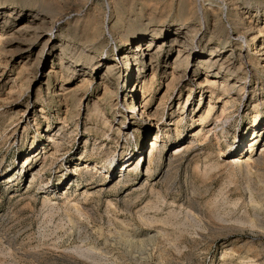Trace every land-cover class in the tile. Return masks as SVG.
Instances as JSON below:
<instances>
[{
	"label": "rangeland",
	"instance_id": "rangeland-1",
	"mask_svg": "<svg viewBox=\"0 0 264 264\" xmlns=\"http://www.w3.org/2000/svg\"><path fill=\"white\" fill-rule=\"evenodd\" d=\"M248 19L264 0H0V264H264Z\"/></svg>",
	"mask_w": 264,
	"mask_h": 264
},
{
	"label": "bare ground",
	"instance_id": "bare-ground-1",
	"mask_svg": "<svg viewBox=\"0 0 264 264\" xmlns=\"http://www.w3.org/2000/svg\"><path fill=\"white\" fill-rule=\"evenodd\" d=\"M215 10V9H214ZM242 20V19H241ZM248 20H250L247 24H248V26H249V29L252 31V29H254V28H256V27H252V19H248ZM43 21V20H42ZM27 26V25H26ZM247 26V27H248ZM29 27H31L30 25H29ZM195 27V26H194ZM49 28V27H48ZM51 28V27H50ZM45 29V28H44ZM47 29V28H46ZM256 29H258V28H256ZM15 30V29H14ZM47 30H49V29H47ZM250 30H248V31H250ZM13 31V30H12ZM30 32V31H29ZM245 33V32H244ZM10 34V33H9ZM39 33H37V35H38ZM246 34V33H245ZM255 35H253V38H252V42H254V41H257L256 39H257V37H260V36H262L263 34H264V26H262V27H260L258 30H256L255 31V33H254ZM4 35V33L3 32H1L0 33V39H1V36H3ZM43 35V34H42ZM5 36V35H4ZM35 36V35H34ZM39 36V35H38ZM6 37V36H5ZM42 38L44 37V35L43 36H41ZM263 37V36H262ZM27 38H28V36H27ZM177 38V37H176ZM176 38L174 37V39L176 40ZM45 39V41H47V40H49L50 39V37H46V38H44ZM47 39V40H46ZM173 39V38H172ZM6 40V39H5ZM6 42V41H5ZM46 43V42H45ZM256 43V42H255ZM154 47H159V46H157V45H155V40H154V38H150L147 42H145L144 44H142L141 43V41H135V44H134V46H133V48L131 47V48H129L128 49V51L126 52V55H127V57H133V58H137V57H148L149 58V60H150V58H151V56L153 55L152 53H154V51H155V49H157V48H154ZM133 49V50H132ZM175 49H176V57L175 58H173L174 60H173V62H171L173 65H176L178 62H181L182 63V59H184L185 60V62L187 61V59H188V55H189V51H188V49H187V45H185L184 44V42H178V43H175ZM218 46L216 45V46H214V47H212L211 49H210V52L209 53H207V54H205L202 58H200L201 60H200V63L202 62L203 63V72L205 73L204 75V84H206L207 82H208V84H209V87H211V88H214V85H215V82H216V80L214 79V80H212V81H210L208 78H207V76H208V74H210V72H211V70H210V68L214 65V63H217L218 65H219V70H217V72L215 73L216 75V77L218 76V77H221V78H223L222 79V81H221V83H222V85H223V88L225 89V90H230L231 89V86H232V84L230 85L229 84V82H228V78H227V75H223L222 74V72L220 73V70L221 69H226V70H228V71H230V70H232V68H234L235 67V60H233L232 59V57L231 58H228V57H223V58H220L219 56V51H218ZM251 52H252V54L253 55H255V58H257L258 60H261V62H262V66L264 67V43H262V42H260V43H257V44H253L252 45V47H251ZM233 52V50L231 49V53H230V56H231V54H233L232 53ZM158 53V52H157ZM156 55V54H155ZM240 55V54H239ZM238 55V56H239ZM157 56V55H156ZM156 56H154V57H156ZM237 56V57H238ZM241 57V56H240ZM254 59V58H253ZM128 60H130V59H128ZM147 60V59H146ZM151 61V60H150ZM62 62V61H61ZM60 62V63H61ZM199 62V61H198ZM257 62H259V61H257ZM150 65H151V63H150ZM202 65V64H201ZM217 65V66H218ZM177 66V65H176ZM174 67V66H173ZM174 69H175V67H174ZM234 70V69H233ZM172 71H174L173 69H172ZM172 71H170L171 73H172ZM232 72V71H231ZM154 73V72H153ZM173 74V73H172ZM228 74V73H227ZM230 74V73H229ZM174 75V74H173ZM175 76V75H174ZM174 76H173V78H174ZM178 77V76H177ZM233 83V82H232ZM203 84V83H202ZM221 85V84H220ZM214 106V105H213ZM213 106H211L210 104H208L207 105V107H208V109H207V113L206 114H208V112L210 111L211 112V110H212V108H213ZM98 107V106H97ZM130 110H132L133 111V106L130 104ZM209 112V113H210ZM224 113H226V108H221V114H223L224 115ZM257 114V113H256ZM153 143V142H152ZM155 143H153L152 145H154ZM177 149V148H176ZM263 152V151H262ZM86 166V165H85ZM94 170H95V168H94ZM96 171H98V170H96ZM84 172V171H83Z\"/></svg>",
	"mask_w": 264,
	"mask_h": 264
}]
</instances>
